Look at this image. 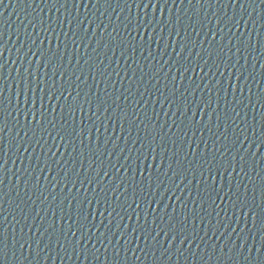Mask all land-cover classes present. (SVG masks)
Listing matches in <instances>:
<instances>
[{"label": "snow or ice", "instance_id": "6c2138e0", "mask_svg": "<svg viewBox=\"0 0 264 264\" xmlns=\"http://www.w3.org/2000/svg\"><path fill=\"white\" fill-rule=\"evenodd\" d=\"M40 2L49 11L53 8L58 13L60 8L68 11L66 5L69 0H40ZM75 2L76 0H73V3ZM96 2L100 3V0ZM113 2L117 6L123 4L121 12L126 8L129 15L124 16L123 21H120L118 15L117 20L120 23L113 25L112 31L108 33V42L103 43L104 37L101 35L91 51L96 53L103 43V49L111 52L112 56L116 55V49L119 48L120 56L126 63L131 59L132 63L139 64V61L135 59L139 49L147 66L155 70L150 73L144 72V66L140 65L141 75L136 77L135 70L129 75L128 68H124V76L121 77L120 71L116 68H113L112 72L108 71L113 61L107 52L101 55L108 60V63H105V59L90 56L88 59L94 61L93 64L88 65L92 80L96 81L97 71L102 78L96 83L97 92H93L92 86L87 85V76L81 79L82 69H80L81 75H77L76 72L68 74V64H71L72 58L69 57L68 64L64 63V52L60 48L63 41L60 40V33L55 31L58 26L63 35L71 39L78 53L81 44L85 48L89 47V44L84 43L85 39L90 42L92 40V37L88 35V26L95 24L92 17L87 14L83 18L72 17V14L68 12L70 19L67 20L69 25L67 31L64 30L65 21L58 16L47 20L41 17L38 21L40 32L46 35L39 38V44L36 38H33L28 49L36 57L35 67L33 68V61L29 59L27 67L21 65L23 72L17 68L14 95L11 85L8 84L3 74L5 63H7L4 60L7 42L3 40V34L0 33V41H4L0 43V264H33V262L34 264H48L47 253L43 260L39 259L40 252L44 249L54 250L57 256L61 253L67 255L70 250L77 260H80L81 255L85 260L91 255L99 264H102L98 244L103 246L105 260H109V249H111L112 257L118 262L122 249L125 260L130 254L139 261L140 254L148 258L149 253L161 262L171 261L174 254L177 260L182 257L186 260L185 252H187L193 259L199 261H204L207 256V261H212L213 264H226V262L227 264H239L241 259L244 264H264V164L261 163L264 161V155L257 159V151L254 150L264 146V122L257 135L255 116L252 118V124L248 122L247 112L241 116L242 109L251 108L256 111L257 104L264 107V88H261L259 93L253 94L251 87H248V95L245 96L244 84V81L250 84L249 76L258 85L260 83L251 72L247 76L244 75L247 71L248 56L256 51L252 47L254 28H259L256 32L261 43L258 62L261 69H264V0H103V3L108 4L109 7ZM184 4L193 8L191 15L188 14V9L180 7ZM196 5L199 9L194 7ZM214 7L215 10L209 15V9ZM133 8L136 9L134 16L132 15ZM173 8H175V14ZM229 9L232 10L231 15L228 13ZM165 10H167V15H165ZM201 11H203L202 18L200 17ZM103 15L104 13H101V16ZM182 15L187 23L181 19ZM193 15L197 17L196 20L192 19ZM213 18H215L214 22ZM35 19L33 17V20ZM73 19L76 21L75 25L72 23ZM204 21H207V25ZM29 23L31 24L32 21L30 20ZM101 24H104L103 20L96 24V27L103 34L109 25L104 24L101 28ZM109 24H113L111 14H109ZM208 25L211 27L204 32L205 37L209 38L208 45L203 46L204 41L200 40L202 47L196 50L194 55L197 41L191 38L192 34L195 33L199 37L200 32ZM121 26L124 32L120 31ZM33 27L35 29L36 25ZM157 27L160 29L159 33H156ZM165 27L168 29L166 34ZM234 29L240 30V34L237 35ZM245 29L247 30L246 38L244 37ZM181 31L184 33L183 36H181ZM69 32L72 33L71 37H69ZM112 32L117 35L113 36ZM78 33H83V35ZM124 33H127L128 39L123 38ZM145 33H156L147 38L146 43L149 49L147 55H144L145 43H138L135 39L137 35L143 37ZM93 35H95L94 32ZM53 36L57 41L55 46L52 45ZM225 36L227 44L215 43V38L219 37L220 41H223ZM175 37L180 38L179 43ZM25 40L27 41V37ZM45 40L49 45L47 48L43 47ZM161 41H163V50L160 49ZM153 44L156 45L155 55L152 51ZM33 46H35V51H32ZM170 46L171 51H168ZM64 48L67 49L66 44ZM225 48H227L226 52ZM157 56L160 59H157ZM165 56L169 58L170 63L168 60L164 63L160 62ZM241 59L244 61L243 65H240ZM217 60L219 63L216 62ZM76 63L79 64V59ZM115 64L119 65V60ZM49 65H51V75L44 71L49 68ZM165 65H167V71H164ZM237 65L240 66L237 67ZM72 67L75 68L76 65ZM128 67L131 65L129 64ZM213 68L220 73L221 77H224L227 71V77L223 80L216 79ZM173 69L181 81L187 78L190 83L184 87L183 92H180V96L183 97V111L177 105L169 117V111L164 110L163 105L166 103L171 110L175 100L179 99L176 96L180 87L177 83V76L171 75L172 88L169 90V95H165L163 91L156 88L155 84L151 85V88L159 93L160 98L163 97L162 100L155 98V93L149 90L147 84L152 80L159 83L162 71H164V79L168 80ZM197 69L203 72V75H200ZM252 69L253 72L256 70L255 63L252 64ZM113 72L116 77L120 78L121 86L125 78L130 82L120 95H115L110 91V86L115 88L116 85V81L111 79ZM185 73L189 75L185 77ZM192 73L199 77L200 83L197 79H192ZM71 77H74V80ZM261 78L264 79V72H261ZM75 81L79 82L75 84V88L80 91H75L73 88ZM101 82L104 84L102 89L100 88ZM201 83L204 85L203 88L200 87ZM81 84L87 85L88 91L84 92L80 88ZM133 84L136 85L135 92L131 91ZM141 86H144L143 91H140ZM5 87L8 88L7 94H5ZM197 89L200 93H204L207 89L208 95H197ZM229 91H231L232 100L228 99ZM145 92L148 93L149 98L153 99L154 104L159 101L163 116L167 118L163 123H161L160 112L155 108L152 109L153 114L148 115L145 107L148 103L144 99ZM221 93L223 96L220 95ZM137 95L140 99L136 98ZM253 95L256 96L255 100H253ZM169 96L172 98L170 99ZM189 96L196 101L195 109L191 107L193 101L188 99ZM141 99H144L143 104L140 103ZM222 99L230 109L225 113L223 121H221L220 112L217 111ZM245 99L247 103H244ZM121 103L124 107H121ZM113 104L116 105L115 108L112 107ZM141 109L144 110L143 114H141ZM13 111L15 116H13ZM78 112L81 117L79 123L76 120ZM206 112L207 123L201 125L200 119L205 116ZM177 113H179L177 117L179 123L172 119L173 116H177ZM213 116L217 132H212L210 126ZM260 116L264 121V112H261ZM169 120L171 123H168ZM117 124L120 131L113 138ZM166 127L167 130H165ZM101 128L105 133L103 141L100 140L99 135ZM109 128L112 129L111 133ZM229 128H231V136ZM205 129L211 133L209 137L212 140L211 147L208 145V140L204 139ZM14 130L15 135H13ZM133 130H135L134 137ZM169 131H172L177 139H172L168 134ZM197 133L200 134L199 139L193 140L192 137H196ZM6 137L11 145L10 150L14 149L12 156H8L4 148ZM121 138L125 146L128 145L129 140L132 141L133 146L138 144L137 151L133 153L131 148L127 154L124 148H119L117 151L118 141ZM157 139L160 141L159 144H157ZM169 141L175 151L168 146ZM185 142H187L189 151L183 150ZM77 144L80 146L79 149H77ZM201 144L203 149L198 155L197 149H200ZM37 145L41 148L39 154L36 152L35 146ZM61 146L63 152L58 156L57 152ZM30 147L32 152H29ZM21 148H23V153H21ZM157 148L160 150L157 151ZM85 149H87V168H85ZM24 153L28 154L27 157ZM121 158L127 162V166L121 163ZM149 158L153 163L140 168L139 162L141 160L147 162ZM17 159L23 167L12 171V168L16 167ZM25 159L28 161L26 165ZM133 161L137 162L135 169L131 167ZM185 162L187 167H185ZM117 164H120V167H117ZM45 169L47 172H53L55 169L52 180H48L47 174L43 176L48 181L50 189L59 187L60 192L64 193L65 187L71 185L56 205L61 215L57 217L56 212L53 211L48 227H44L43 223L36 224L35 216H32V223H29V216L24 211L25 207L33 210V205L37 200H40L41 204L47 201L48 197L44 196V191H42L44 186L41 184L40 175L45 172ZM81 169L84 173L90 170L94 175H84L81 178ZM129 172H131L130 179L133 181L131 186L134 199L131 203L127 196L128 180L124 176ZM137 172H139L140 179L136 178ZM9 173L15 177L16 181L14 197L12 187H9L7 192L4 190L5 179L11 180ZM70 173L75 179H71ZM197 173L201 178L199 180H196ZM57 176L60 178L57 179ZM189 176L196 180L199 203L195 197L192 198L191 203L194 209L199 211L190 209L187 199H182L185 189H188L187 195L192 196ZM257 177L259 183L256 182ZM201 183H203V188L200 187ZM181 184H184L183 188ZM73 188L76 189L74 193ZM22 191L27 200L21 196ZM33 192H39L40 195L34 199ZM166 194L169 200L172 195L176 196L181 209L185 210L183 214L177 212L175 201L171 205L170 212L163 211V209L157 211L154 205L163 204L164 209L170 207L163 203ZM121 195L125 197L122 203L120 202ZM40 196H44V199L41 200ZM157 196H159L158 199ZM142 199L148 205V208L144 209L145 218L143 220H141L140 213L136 211L141 208ZM17 200L20 202L17 203ZM55 200L56 197L53 196V201ZM93 203L101 217L98 222L97 212L91 210ZM10 205H14L11 211L8 210ZM16 209H19L17 214L19 219L17 215H13ZM129 209H132L136 215V220L131 225L124 223L125 217L128 221L132 220ZM149 209L152 214L151 222L147 219ZM40 211L44 212V216L48 215V209L43 208L37 210V216ZM200 211H203L209 218L207 224L211 225L210 229L200 227L205 223V216H200ZM105 212L107 217H105ZM9 216H12L13 225H19V231L15 226L10 227ZM164 216L168 217L167 222L164 221ZM41 221H44V217H41ZM60 221H63V226L57 227ZM121 224H123V229H121ZM233 224L236 227H232ZM25 227H27V232H25ZM34 227L35 232H33ZM229 227H232V232L236 233V239L240 241L239 246L236 243H230L231 233L219 245L217 244L219 237L224 236ZM237 227L240 229L239 232H236ZM209 230L213 236L219 232L216 240L209 237ZM257 235L259 240H257ZM113 238H115V244H113ZM121 241H123L122 244ZM42 243L43 249L41 248ZM192 245H195V250ZM157 252L159 256L156 255ZM29 257H32V261H29ZM51 264H55V260Z\"/></svg>", "mask_w": 264, "mask_h": 264}, {"label": "water", "instance_id": "95a60500", "mask_svg": "<svg viewBox=\"0 0 264 264\" xmlns=\"http://www.w3.org/2000/svg\"><path fill=\"white\" fill-rule=\"evenodd\" d=\"M59 7V5H58ZM68 11H65V8H60V12L58 13L56 11V9H52L51 11H49V9L47 7L44 6L43 3L40 2V0H0V33L3 34V40L7 42V46L4 50V60L7 61V63H5L4 66V76L7 78V82L9 85H11L12 88V92L13 95L15 94V81H16V70L17 68H20V71L23 72V67H21V65L23 64L24 67L28 66V60L31 59L33 61V68L35 67V59L36 57H34L32 55V52H29V45L31 43V40L33 38H36L37 40V44H39V38L40 37H44L46 34L44 32H40V28H39V24L38 21L41 17H43L45 20H47L50 17H59L60 19L65 21V26H64V30L67 31L69 28V25L67 23V20L70 19V17L68 16V12H70L72 14V17H81L83 18L85 16V14H87L89 17H92V19L95 20V24H90L89 27V32L88 35L92 37L91 42L88 41L87 39H85L84 43L89 44L88 48H85L83 46V44H81L79 52L77 53L75 51V47L72 45L71 39L66 38L63 33L61 32V29L57 26L55 31L57 33H60V40L63 41V43L61 44L60 48L61 51L64 52V63L68 64V60L69 57H71V64H68V74L70 75L72 72H76L77 75H81L80 69L83 70V75H81V79H84V76H87V85H91L92 86V91L93 92H97V88H96V83L97 81H101V77L98 74V71L96 72V81H93L91 78V74L89 72V67L88 65L93 64V60L88 59L90 56H96L97 59H105V63H108V60L106 58H104L102 55L104 52H107V55L109 57H111L112 61H113V65L108 69L109 72L113 71V68H116L117 70L120 71V76L123 77L124 76V68H128V73L129 75L132 74V71L135 70L136 71V77H139L141 75L140 72V65L144 66V72H151L154 71L155 69H150L147 66V62L143 59V57L140 54L139 49L136 52V56L135 59L139 61V64L136 63H132L131 59L126 63L125 60L120 56V49L117 48L116 49V55L112 56L111 52H108L106 49H103V43H107L109 40L108 37V33L112 31V27L113 25L119 24L120 21H123L124 16L129 15L128 10L125 8L123 12H121V8L123 7V4H121L120 6H117V4L115 2L112 3V6L109 7L108 4L103 3V0H100V3H97L96 0H76L75 3H73V0H69V3L66 5ZM182 9H188V14L191 15L193 8L189 7L187 4L181 5L180 6ZM196 9H199V6L196 5L194 6ZM41 8H43V11H41ZM78 9V11H77ZM115 9V10H113ZM215 10V7L213 9H209V15L211 14L212 11ZM231 9L228 10L229 15H231ZM136 12V9L133 8L132 10V15L134 16ZM173 12L175 14V8H173ZM101 13H104L103 16H101ZM109 14H111V20L113 22V24H109ZM219 14V13H217ZM119 15L120 17V21L117 20V16ZM165 15H167V10H165ZM255 15V13H254ZM33 17H35L36 19L33 20ZM200 17H203V11L200 12ZM181 19L183 20L184 23H187V20L185 19V17L182 15ZM193 20H196L197 17L196 16H192ZM32 21V23L30 24L29 21ZM103 20L104 24H108V28H106L103 32V34L101 33V30L99 28L96 27V24H99L100 21ZM215 18H213V22H214ZM73 25H75L76 21L73 19L72 21ZM87 23V21H86ZM204 23L207 25V21H204ZM104 24H101V28L104 27ZM33 25H36L35 29L33 27ZM211 27V25H208L203 31L200 32V36L197 37L195 35V33L192 34V39H195L197 41V49H194V55H195V51L198 50L200 47H202V45L199 43L200 40L204 41V45L203 46H207L208 45V37H205L204 32L208 31V29ZM243 27V25H242ZM251 27V25H250ZM197 28H199V25H197ZM121 32H124L123 27L121 26L120 28ZM160 29L159 27H157L156 33H159ZM165 34L167 33L168 29L167 27H165L164 29ZM233 31L236 32L237 35L240 34V30L238 29H234ZM259 31V28H254L253 32H252V47L255 48V52H252L251 55L248 56V64H247V71L244 73V75H248V73H252L255 77L256 80L259 81V85L257 83H255V81L252 80L251 76H249V81H244L245 84V96L248 95V87H251L252 89V93L253 94H257L260 92L261 88H264V79L261 78V72H264V69H261L260 67V63L259 61V53H261V43L259 41V37L256 36V32ZM93 32L95 33V35H93ZM156 33H145L143 37L137 35L135 37L136 42H144L145 43V47H144V55H147L148 52V47H147V38L149 35H156ZM225 33H227V29H225ZM39 34V35H38ZM79 35H83V33H78ZM101 35H103L104 40L103 43L101 45V48L97 49L96 53H93L91 51L92 47L95 46V42L97 39H99L101 37ZM113 36H116L117 33L112 32ZM184 33L183 31H181V36H183ZM210 35V34H209ZM72 36V33L69 32V37ZM173 36H175V33H173ZM25 37H27V41L25 40ZM244 37H247V30H244ZM125 39H128L127 37V33H124V37ZM177 43H179L180 38L179 37H175ZM169 40H171V38H169ZM4 41H0V43H3ZM57 43L55 37H52V45L55 46V44ZM79 43V41H78ZM215 43H223V44H227V37L225 36L223 41H220L219 37L215 38ZM21 44H23V47H21ZM67 45V49L64 48V45ZM48 42L47 40H45V43L43 45L44 48H47ZM17 49H19V52H17ZM160 49L163 50V41H161L160 44ZM32 51H35V46L32 47ZM152 51L154 53V55L156 54V45L153 44L152 45ZM168 51H171V46L169 47ZM227 51V48H225V52ZM233 51H235V49H233ZM25 53H27V56H25ZM102 54V55H101ZM174 55V54H173ZM77 59H79V64L77 65ZM157 59H160L159 56H157ZM235 59V58H234ZM87 60V63H85V61ZM119 60V65H116L115 62ZM165 60H168L169 63L171 62L169 60V58L167 56H165L163 59H161V63H164ZM211 63V61H209ZM217 63H219V60L216 61ZM153 63H155L153 61ZM255 63L256 64V70L253 72L252 69V64ZM131 65V67H128V65ZM244 61L243 59H241L240 61V65H243ZM72 65H76L75 68L72 67ZM240 65H237V67H239ZM43 66L41 65V68ZM158 67V66H157ZM221 68H223V65H221ZM51 65H49L48 69H45L44 71H47L49 75H51ZM207 71V69H205ZM164 71H167V65H165V69ZM164 71H162L160 73V82H156L155 80H152L150 82H148L147 87H149L150 91H153L155 93V98L156 99H163V97L160 98L159 93L155 91L154 88H151L152 84L156 85V88H159L161 91H163L165 93V95H169V90L172 88V83H171V75H176L177 76V83L180 85L179 87V91L176 92V96L179 97V99L175 100V103L173 104V107L171 110H169L168 105L165 103L163 105L164 110H168L169 111V117H171V111L174 110L176 108L177 105L180 106L181 111H183L184 108V104L182 103L183 101V97L180 96V92H183L184 87L188 86V84L190 83V81L185 78L183 81L180 80L179 75L176 74L175 69H173L172 73L169 75V79L165 80L164 79ZM213 71L216 73L215 78L216 79H224L225 77H227L228 73L227 71H225L224 73V77L220 76V73L218 71H216L213 68ZM197 72H199L200 75H203V72H200L199 69H197ZM9 73H11V75H9ZM189 75V73H185V77H187ZM192 79L196 80L197 82L200 83L199 77H196L195 73H192ZM136 77H133V79H136ZM74 80V77H71ZM111 79L116 81V85L115 88H111L110 86V91L114 92L115 95H120V93L124 92V89L128 87L129 85V81L127 80V78H125L123 80V86H121V80L119 77H116L115 73L113 72ZM145 80H147V77H145ZM241 80H243V77H241ZM79 83L78 81H75L73 84V88L75 89V91H80V89H76L75 88V84ZM85 84H81L80 88L83 89L84 92L88 91V87ZM165 85H167V87H165ZM200 87L203 88L204 85L203 83L200 84ZM100 88H104V84L101 82L100 83ZM118 89V91L116 90ZM136 90V85L133 84L132 85V89L131 91L135 92ZM144 90V86H141L140 91ZM75 91L73 92V95L75 94ZM215 91V90H213ZM8 92V88L5 87V94H7ZM99 94V93H98ZM126 94V93H125ZM197 95H208V91L207 89H205L204 93H200V90L197 89ZM221 96H223V93L220 94ZM81 96H83V92H81ZM137 99H140V97L137 95L136 97ZM169 98L171 99L172 97L169 96ZM256 96L253 95V100H255ZM129 99H132V97H129ZM144 99L148 101V103L145 105V107L148 110V115H152V109L155 108L158 112H160V116H161V123L164 122V120H166L167 118L163 116V110H161V105L159 104V101L156 102V104L153 103V99L149 98L148 93L145 92L144 95ZM144 99L140 100V103L143 104L144 103ZM189 100H192L193 103L191 105V107H193V109H195V104L196 101L194 100V98L192 96L188 97ZM228 99L232 100V96H231V91H229V95H228ZM237 99H239V96H237ZM69 100H71V97H69ZM213 102L215 104V95L213 96ZM244 103H247V99L244 100ZM23 105H21L22 107ZM87 107V106H86ZM113 108L116 107L115 104L112 105ZM121 107H124V104L121 103ZM239 108V106H238ZM129 110H131L129 108ZM230 109L228 108L227 105H225L224 100L222 99L220 101V107L217 109L218 112H220L221 115V121L224 120V115L227 111H229ZM57 111H59V109H57ZM117 111H119L117 109ZM141 114H143L144 110L141 109ZM207 111V109H206ZM245 112L248 113L247 115V119L249 124L253 123V116H255V124H256V129H257V135H259V131L261 128V124L262 122V118L260 116L261 112H264V107H261L259 104L256 105V111L251 110V108L248 109H242L241 110V116H244ZM234 114V113H233ZM90 115V113H89ZM197 115L199 116V111L197 112ZM13 116H15V112L13 111ZM179 116V113H177V116H173L172 119L176 120L177 123H179V119H177V117ZM51 119V117H49ZM80 114L79 112L77 113L76 116V120L77 123H79L80 121ZM180 119H183V117H180ZM207 112L205 113V116L203 118L200 119V124L203 125L205 123H207ZM85 120H87V117H85ZM71 123V121H69ZM88 123H91V121H87ZM97 123L99 124V121H97ZM168 123H171V120L168 121ZM185 123H187L185 121ZM229 124H231V120H229ZM215 125V117L213 116V120H212V124L210 125L212 127V132H217L216 128L214 127ZM223 126V125H222ZM143 127V126H141ZM167 130V127L166 129ZM112 129L109 128V132L111 133ZM119 126L117 124V128H116V133L114 134L113 138H115V135L119 134ZM21 136H23V132L20 133ZM169 136L172 137V139H177L176 136H173L172 131H169ZM219 134V133H217ZM13 135H15V130L13 132ZM100 135V140L103 141L104 137H105V133L103 128H101V131L99 133ZM133 137L135 136V130H133ZM189 135L191 136V131L189 132ZM229 135L231 136V128H229ZM200 134L197 133L196 137H192L193 140H197L199 139ZM211 136V133L207 132V129H205V133H204V139L208 140V145L209 147H211L212 144V140L209 139V137ZM179 142V141H178ZM49 143H51V141L49 140ZM160 141L159 139H157V144H159ZM168 146L170 148H173V145L171 144V141L168 142ZM36 147V152L37 154H39L41 152V148L40 146H35ZM79 144H77V149H79ZM110 147V145H109ZM139 145L137 144L136 146L132 145V141L129 140L128 145L125 146L123 143V138H121L120 141H118V148L117 151H119V148H124L125 149V154H127L129 148H131L132 152L135 153L138 149ZM193 147H195V144H193ZM255 147V146H253ZM4 148L5 151L8 153V156H12L14 149H11V145L8 143V138H5V144H4ZM203 149V145H200V149H197V153L199 155L200 151ZM55 150V149H54ZM160 149L157 148V151H159ZM183 150L184 151H189L188 149V145L187 142H185V144L183 145ZM255 151H257V159H260L261 155H264V146L261 147V149H254ZM173 151H175V148H173ZM29 152H32V148H29ZM63 152V147H60L59 152H57V155L59 156V154ZM85 152V168H87V149L84 150ZM21 153H23V148H21ZM27 153H24V156L27 157ZM35 156V154H33ZM73 155H75V153H73ZM113 155L115 156V153H113ZM181 156H183V152H181ZM43 159V157H41ZM33 162L35 163V161L33 160ZM113 162H115V160H113ZM25 165L28 163L27 159H25ZM121 163H124L125 166H127V162L123 161V159L121 158ZM153 163L151 158H149V160L147 162L141 160L139 162V166L140 168H144L146 164H151ZM262 164H264V161L261 162ZM9 164L11 165V160L9 161ZM136 164L137 162L133 161L131 167L133 169L136 168ZM19 167H23L22 165H20V160L17 159L16 161V167L12 168V171H16V168ZM95 167V165L93 166ZM117 167H120V164H117ZM185 167H187V163L185 162ZM230 170V169H229ZM29 171H31V169H29ZM257 171H259V169H257ZM55 173V169L53 170V172H47V169H45L44 173H41V184L44 186V188L42 189V191H44V196H47L48 199L47 201H45L44 204L40 203V200H37L35 205H33V210L25 207L24 211L25 214H28L29 216V223H32V216L36 217V224L39 223H43L44 227H48V224L51 223L52 220V212L55 211L56 212V216L59 217L61 215L59 208L56 207L57 204H59L60 200L63 198V195L67 193L68 191V187H71V185H68V187H65L64 189V193L60 192L59 187H57V189H50L49 185H48V181L44 179V175L47 174L48 180H52V176ZM81 178L84 177V175H88V176H92L94 175L90 170L87 173H84V170L81 169ZM17 175H19V173H17ZM60 175L62 176L63 173L61 172ZM9 176L11 177V180L9 181L8 179H5V187L4 190L7 192L9 190V187L13 188V197L15 194V177L12 176L11 173H9ZM125 178L128 180V185L129 187L127 188V196H128V201L129 203L132 202V200L134 199V197L132 196V192H133V187L131 185H133V181L130 179L131 177V172L129 173H125L124 174ZM253 176L255 177V173H253ZM70 177L71 179H75L74 176H71L70 173ZM60 176H57V179H59ZM137 179H140V175L139 172H137ZM23 179V178H22ZM201 179L197 173L196 175V180ZM196 180H193L192 176L188 177V181H191V183L189 184V188L191 189L192 192V196L189 197L187 195L188 193V189H185L184 192V196L183 198H186L188 201V205L190 209H193L194 211H199L197 209H194V206L191 203V200L193 197H195L197 199V202L199 203V197L197 196V187H196ZM188 181H185V183H188ZM55 182V181H53ZM219 182V180L217 181ZM256 182L259 183V178H256ZM235 183V181H234ZM21 187H22V183H21ZM77 187H79V184L77 183ZM91 187V186H89ZM181 187H184V184H181ZM200 187L203 188V183L200 184ZM99 189L97 188V191ZM76 191L75 188L72 189V192L74 193ZM81 192H83V189H81ZM138 192V190H137ZM51 193V194H49ZM139 194V193H138ZM39 192H33V198L35 199L36 196H39ZM21 196L27 200L26 196H23V191L21 192ZM44 196H40V199L43 200ZM53 196L56 197V200L53 201ZM159 198V196H157V199ZM114 199V196H113ZM125 197L124 195L120 196V202L122 203L124 201ZM176 202V209L178 213L183 214V212L185 210L181 209L179 201H176V196L172 195L171 200H169L167 198V194L164 197V204H168L170 207L167 209L163 208V204L156 206L157 207V211H161V209H163V211H171V205L173 204V202ZM20 201L17 200V203H19ZM6 203H7V198H6ZM29 203H31V201H29ZM217 203H220V201H217ZM141 208L140 209H136L137 212L140 213L141 216V220H143L145 218L144 215V209L148 208V205L146 203V201H144L143 199L141 200ZM14 207V205H10L8 207V210L11 211V208ZM125 207H127V204H125ZM48 209V215L44 216V212L40 211L39 216L36 215L37 210L39 209ZM133 208H135V204H133ZM91 210L93 212H97V222L101 219V217L98 214V210L95 206V203H93V206L91 208ZM209 211H211V209H208ZM129 214L132 216V220L128 221L127 217H125V221L124 223H129L130 225L136 220V215L135 213H133L132 209H129ZM229 211H231V209H229ZM19 213V209H16V213L14 212L13 215H17ZM123 215V213H121ZM200 216H205V213L203 211L199 212ZM221 216H223V213H221ZM41 217H44V221H41ZM105 217H107V213L105 212ZM20 217L17 215V219H19ZM9 219V223H10V227L11 226H15L17 228V231H19V225H13L12 224V216L8 217ZM147 219L149 220V222H151L152 220V214H151V210L149 209V214L147 216ZM208 217L205 216V223L201 224L200 227L201 228H205L208 227L209 229L211 228V225L207 224L208 221ZM213 220V224L215 223V216L213 214L212 217ZM164 221H168V217L164 216ZM71 221H69L70 223ZM105 223H107V221H105ZM115 224V221L113 222V225ZM63 226V221H60L59 224L57 225V227H61ZM232 227H236L235 224L232 225ZM232 227H229V229L224 233V236H220L219 240H217V244L219 245V243L223 240H225L229 233H231V240L230 243H236L237 246H239L240 241L236 239V233L232 232ZM121 229H123V224H121ZM51 230V229H49ZM239 227L236 228V232H239ZM25 232H27V227H25ZM33 232H35V227L33 228ZM37 235H39V233H37ZM163 235V234H161ZM201 235H203V232H201ZM209 237H211L213 240H216V237L219 236V232L216 233V236L212 235L211 230H209L208 233ZM207 239V237L205 238ZM257 240H259V236L257 235ZM115 238H113V244H115ZM106 243V241H105ZM123 243V241H121V244ZM27 247V246H25ZM97 247L100 248V261L102 262V264H109V261H111V264H205V262H207V264H213L212 261H207V256H205L204 261H199L198 259H193L192 256H189L187 252H185V256L187 257V259L185 260L183 257L180 258L179 260H177L176 255L174 254L172 256L171 261H157L156 259H154L151 256V253H149V257L145 258L142 254H140V260L137 261L135 259L134 256H131L129 254L128 259L125 260V254L123 252V250L121 249V254H120V258H119V262L117 260H115L112 257V250L109 249V260H105L104 257V249L102 245H97ZM193 249L195 250V245H192ZM201 247H203V245H201ZM41 248L43 249V243L41 244ZM225 252H227V248H225ZM48 254L49 256V261L48 264H51V262L53 260H55V264H99V262H97L95 259L92 258V256L90 255L88 257L87 260L84 259V256L81 255L80 260H77L75 255H73L71 253V251H68V254L65 255L64 253H61L60 256L56 255V252L54 250H49V249H44L43 251L40 252V260H43V257L45 254ZM137 254L139 255V251L137 250ZM157 256H159V252L156 253ZM69 256H71V259H69ZM29 261H32V257L28 258ZM34 264V262H33ZM227 264V262H226ZM239 264H244V261L241 259L239 261Z\"/></svg>", "mask_w": 264, "mask_h": 264}]
</instances>
